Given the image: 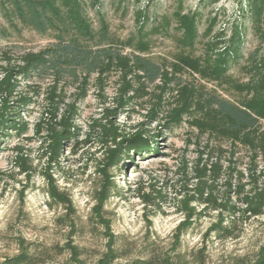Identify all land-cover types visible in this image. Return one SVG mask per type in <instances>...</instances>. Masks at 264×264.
I'll return each mask as SVG.
<instances>
[{
    "label": "rangeland",
    "instance_id": "rangeland-1",
    "mask_svg": "<svg viewBox=\"0 0 264 264\" xmlns=\"http://www.w3.org/2000/svg\"><path fill=\"white\" fill-rule=\"evenodd\" d=\"M86 1L89 3L86 13L97 30L105 22L111 35L122 41L132 38L147 42L149 57L162 65H169L183 52L178 42L181 32L174 19L181 6L184 13L199 15V38L194 49L186 53L202 57L208 43L228 40L234 27L242 24V54L231 62L229 75L238 82H247L251 53L258 49L259 55L264 54V44L251 22L243 18V0H98L93 5L90 0ZM213 19L212 31L206 34ZM3 30H7V35L0 36V66L5 65L1 54L11 47H19L17 51L37 52L53 43L50 34L13 30L0 9V32ZM183 79L193 80L188 75ZM207 86L213 89V84L207 83ZM120 87L121 79L116 72L105 79L103 90L97 77L91 78L86 97L77 104L76 143L66 149L59 165L50 164V170L41 150V140L32 133L44 104L47 85L42 86L37 105L31 107V115L25 119L31 125L30 132L20 138L3 139L0 146V263L20 254L21 247L27 246L34 264H75L67 250V246L72 245L78 248L82 264H98L108 252L107 235H113L119 257L115 264L163 258H169L173 264H252L264 245V216L224 214L228 231L210 233L211 227L220 220L219 213L207 211L211 206L196 205L197 213H206L194 219L190 230L176 238V229L184 221L178 208L183 163L188 162L191 171L199 153L206 151L209 144L210 149H222L215 155L227 169V176H230L228 168L232 167L242 172L243 183H248L249 169L254 168L248 150L200 135L188 123L170 130L164 128L162 120L151 122L147 99L141 106L119 114L114 123L130 128L142 125L146 135L153 138L158 153H144L139 157L130 154L110 170L114 188L103 211V218L110 222V231L99 224L93 208L98 205L97 193L104 183L100 170L105 150L97 123L105 109L116 108ZM220 93L231 100L240 99L228 86ZM65 95L67 102L79 99L74 87H67ZM262 127L264 129V121ZM19 159L25 160L28 174ZM256 166L258 173L264 170V162L259 160ZM47 173L72 202L71 207L56 205L47 196ZM141 182L145 194L155 198L157 192L162 193L155 205H147L138 192ZM224 182L218 187L221 196L227 191ZM261 182L264 183V177ZM231 196L235 203V196Z\"/></svg>",
    "mask_w": 264,
    "mask_h": 264
},
{
    "label": "trees",
    "instance_id": "trees-1",
    "mask_svg": "<svg viewBox=\"0 0 264 264\" xmlns=\"http://www.w3.org/2000/svg\"><path fill=\"white\" fill-rule=\"evenodd\" d=\"M90 2L93 5L98 0ZM243 2V18L251 22L264 44V0ZM88 4L86 0H0V9L13 30H32L41 35L50 34L53 38L52 44L37 52L17 51L19 47H11L1 54L5 65L0 66V146L4 138H20L30 132L31 125L25 119L31 115V107L37 105L42 86L47 85L44 104L32 126V133L41 140L48 170L50 164L59 165L66 149L78 138L77 104L86 97L91 78L96 76L103 90L105 79L116 72L121 79L116 108L105 109L103 118L97 123L105 150L100 170L104 183L97 193L98 205L93 208L99 224L110 231V222L103 218L104 207L114 188L110 170L118 167L130 154L139 157L144 153H158L157 145L146 135L142 125L130 128L114 123L119 114L141 106L146 99L151 106L148 115L151 122L162 120L164 128L170 130L188 123L200 135L227 142L232 147L245 148L251 165H254L249 169L248 183H243L245 175L235 168L229 167L230 176H227V169L215 155L219 149H210L209 144L206 151L199 153L191 171L189 163L184 162L181 199L178 201L184 221L176 229L177 239L190 230L194 219L206 213H197L196 205L211 206L207 211L219 213L220 220L211 227L210 233L228 231L224 214L230 217L243 214L249 218L264 216V183L261 182L264 170L258 173L256 166L259 160L264 162V54L259 55L258 49L251 53L247 82H238L229 75L231 62L242 54V24L234 27L228 40L208 43L203 56L197 57L185 51L194 49L199 38V15L184 13L181 6L174 19L181 32L178 42L183 52L169 65H162L149 57L147 42L132 38L122 41L111 35L105 22L97 30L86 13ZM213 22L215 19L206 34L212 31ZM1 35L6 36L7 30L1 31ZM127 50L131 52L126 53ZM184 75L193 80L185 81ZM207 83L213 84V89H209ZM224 86L234 90L240 99L224 97L220 93ZM67 87L78 90V100L67 102ZM19 160L23 161L22 169L28 174L25 160ZM45 180L47 196L56 205L71 207L72 202L59 189L54 177L47 173ZM222 181L227 187L223 196L218 190ZM142 183L138 192L142 193L147 205H155L162 193L157 192L158 198H153L152 194L144 193ZM107 237L108 252L98 264H115L119 259L114 249L115 237ZM67 248L75 264H82L78 248L72 245ZM0 264H34V257L27 246H22L20 254L6 258ZM133 264L173 263L169 258H163ZM252 264H264V245Z\"/></svg>",
    "mask_w": 264,
    "mask_h": 264
}]
</instances>
